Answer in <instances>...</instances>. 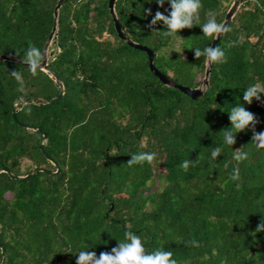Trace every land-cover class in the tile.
<instances>
[{"label":"trees","instance_id":"16d2710c","mask_svg":"<svg viewBox=\"0 0 264 264\" xmlns=\"http://www.w3.org/2000/svg\"><path fill=\"white\" fill-rule=\"evenodd\" d=\"M57 1L0 0V55L23 61L30 45L43 51ZM233 1L202 0L201 22L209 10L223 22ZM116 11L124 31L154 50L160 71L191 87L202 82L205 58L196 59L194 49L213 38L200 26L163 36L166 27L151 20L157 11L169 14L168 0L163 7L117 0ZM227 26L218 42L227 62L213 64L196 99L163 84L147 53L118 36L109 0L63 2L48 71L34 77L23 63L0 61V169L28 175L0 172L1 264H76L82 250L111 252L127 231L148 252L172 251L177 264H264V229L257 231L264 149L252 142V126L233 146L221 132L237 103L256 116L255 132H264V94L243 101L249 86L264 88V0H243ZM12 71L22 72L26 92ZM51 71L64 84L56 99L61 89ZM15 106L17 119L36 130L15 120ZM44 132L51 159L41 151ZM215 147L223 151L212 160ZM240 148L247 159L237 163ZM142 151L156 153V161L129 166ZM236 167L239 181L230 179Z\"/></svg>","mask_w":264,"mask_h":264},{"label":"clouds","instance_id":"9594fccd","mask_svg":"<svg viewBox=\"0 0 264 264\" xmlns=\"http://www.w3.org/2000/svg\"><path fill=\"white\" fill-rule=\"evenodd\" d=\"M171 6V11L168 15L157 11L151 20V25H156L160 22L166 27L162 31L163 36L171 37L179 33L180 30L200 26L203 35L213 39H219L222 35L227 34L230 28L224 22L217 21L218 13L209 10L206 13V20L201 22L200 12L203 9L202 0H168ZM160 7L164 6L165 0H157ZM194 56L196 59L204 57V62L207 65L221 64L227 62V56L224 50L219 46L205 47L203 49L197 47L194 49ZM45 60V53L34 45H30L26 50L23 62L28 64L29 72L32 76H37L39 72L44 71L42 64ZM10 75L17 81L19 87L18 91L26 92L25 81L21 71H12ZM264 94V88L260 85H251L243 93V101L251 104L253 99L260 100L261 95ZM30 111V109H29ZM229 119L231 123L230 128L222 130L223 142L226 145L233 146L236 144V135L245 131L249 126L253 127L252 142H255L257 148L264 149V132H255V125L258 123L256 116L246 110L241 103H237L231 108ZM143 142L140 147L143 148ZM243 148L236 149L233 152V159L239 163L247 159V153L242 151ZM223 149L215 147L211 151V159L217 160L221 156ZM157 154L152 152H138L131 156L128 162L129 166L143 165L147 162L149 165L156 161ZM200 159V156L195 161H182L181 167L185 170L189 168L190 163L194 166ZM233 181L240 180L239 167H236L230 177ZM240 185L237 184V187ZM264 229V224L257 228V231ZM124 240L118 242V246L113 247L111 252H101L99 256L93 251H80L76 255V264H177V260L173 258V252L164 250L163 248L148 252L144 247L142 239L139 235L127 231L124 234ZM196 247L199 243L196 241L190 242Z\"/></svg>","mask_w":264,"mask_h":264},{"label":"water","instance_id":"95a60500","mask_svg":"<svg viewBox=\"0 0 264 264\" xmlns=\"http://www.w3.org/2000/svg\"><path fill=\"white\" fill-rule=\"evenodd\" d=\"M65 0H58L57 4L54 8V24L52 27V30L48 36V39L45 43V46L43 48V53H45V60L42 64V67H44V71H48V63H49V59L50 57H52L54 55V49L50 48L52 45L55 44L56 42V38L58 35V28H59V10L61 8V6L63 5V2ZM116 1L117 0H109V9H110V13L112 15L113 21H114V25H115V29L116 32L118 34V36L124 40L128 45L140 49L142 51H145L147 53L148 56V60H149V68L151 70V72L156 75L159 80L170 87L173 88H177L179 90H181L183 93L189 95L190 97L196 99L200 96H202L206 90L207 87L210 83V74L212 72V68H213V64L212 65H207L205 67V75L204 78L202 80V82L196 86V87H191L188 85H184L181 83H178L177 81H175L172 77H170L169 75H167L166 73H163L162 71H160L156 65H155V52L154 50L142 43H139L135 40H133V38H131L123 29L121 20L117 14L116 11ZM243 0H234L233 3L231 4L229 10L227 11V14L225 16L224 19V23L226 24V26L231 22V20L233 19V17L235 16V14L237 13L238 9L240 8V6L242 5ZM223 36V35H222ZM222 36L219 39H213L212 43H211V47H217L218 46V42L219 40L222 38ZM4 60H9V61H16V62H20L23 63L27 66H29L28 64L24 63L21 59H19L18 57L15 56H10V55H6V54H1L0 55V61H4ZM51 75L55 78V81L58 83L59 87H60V93L58 94L56 98H59L60 96H62L64 94V84L62 82V80L56 75L55 72L51 71ZM26 103L28 101H25ZM47 101H44L42 103H46ZM16 112H17V107L15 106L13 109V116L15 118V120L22 126L26 127V128H30V129H34L36 130L37 128L32 127L28 124L22 123L20 122L17 117H16ZM44 141L41 143V151L44 153V155L48 158L51 159L50 156L47 154L46 150H45V145H46V141H47V134L44 132ZM55 163V162H54ZM56 164V163H55ZM43 169L39 168L34 170L31 174L33 173H37L39 171H41ZM49 171V170H48ZM0 172H6L8 173L12 178H26L28 177V175H15L11 172V170L8 167H3L2 169H0ZM60 172V167L57 166V170L55 171V173H59ZM4 253V250H2V254ZM3 260V255L0 258V264L2 263Z\"/></svg>","mask_w":264,"mask_h":264},{"label":"rangeland","instance_id":"374dc122","mask_svg":"<svg viewBox=\"0 0 264 264\" xmlns=\"http://www.w3.org/2000/svg\"><path fill=\"white\" fill-rule=\"evenodd\" d=\"M51 48V47H50ZM53 49V48H52ZM205 75V74H204ZM201 77H199V79H200ZM203 78H204V76H203ZM203 78H201L202 80H203Z\"/></svg>","mask_w":264,"mask_h":264}]
</instances>
